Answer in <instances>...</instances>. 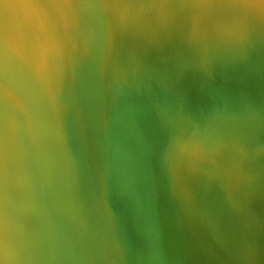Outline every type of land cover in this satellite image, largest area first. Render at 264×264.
I'll return each instance as SVG.
<instances>
[{
  "label": "rangeland",
  "instance_id": "obj_1",
  "mask_svg": "<svg viewBox=\"0 0 264 264\" xmlns=\"http://www.w3.org/2000/svg\"><path fill=\"white\" fill-rule=\"evenodd\" d=\"M163 2L172 6L165 18L137 7L126 21L151 18L141 27L153 36L150 47L138 26L124 34L125 24L116 37L117 66L103 73L95 51L102 25L92 9L81 11L89 24L69 23L65 35L63 23L55 28L69 46L64 59L53 58L46 87L8 68L23 108L0 95V121L15 129L6 151L62 166L73 187L66 206L45 190H0L19 264H264V15L244 6L259 0ZM252 20L263 32L250 29ZM85 37L88 59L67 52ZM242 129L258 177L237 207L216 176L193 177L204 196L199 205L158 199V170L169 164L173 134L215 150ZM4 154L0 144L1 161L21 157ZM0 264L11 260L3 256Z\"/></svg>",
  "mask_w": 264,
  "mask_h": 264
},
{
  "label": "clouds",
  "instance_id": "obj_2",
  "mask_svg": "<svg viewBox=\"0 0 264 264\" xmlns=\"http://www.w3.org/2000/svg\"><path fill=\"white\" fill-rule=\"evenodd\" d=\"M244 6L256 14L264 15V0H259V3L249 2ZM137 7L155 9L163 19L172 6L163 0H154L153 3L144 5H134L128 0H96L95 3H84L82 0H29L25 3H4L3 24L0 26V95L5 105L16 104L23 108L20 96L8 84L7 70L10 65H15L26 80L46 87L53 72V58H65L66 43L55 31V17L58 16L65 27L69 23L78 27L82 22L89 24L81 11L94 10L95 19L102 25L101 39L95 51L103 73L109 67L117 66L116 37L132 15L131 10ZM18 15H24L32 22L31 37L13 35L9 19ZM195 33L196 28L193 27V36ZM89 39L90 37H85L71 49H67V52L70 54L75 51L81 59H88L93 54ZM120 71L123 72L122 67ZM14 131V126L6 117L0 121V144L5 152ZM244 137L245 130L242 129L236 138L213 150L205 142L185 132L173 134L169 144V170L174 186L184 200L191 202L194 199L192 177L216 176L222 181L228 204L238 206L252 190L258 177V173L251 167L254 155L243 142ZM0 255L9 257L11 264H19L22 258L10 233L6 210L0 214ZM244 259H252L250 248H245Z\"/></svg>",
  "mask_w": 264,
  "mask_h": 264
},
{
  "label": "water",
  "instance_id": "obj_3",
  "mask_svg": "<svg viewBox=\"0 0 264 264\" xmlns=\"http://www.w3.org/2000/svg\"><path fill=\"white\" fill-rule=\"evenodd\" d=\"M87 0L84 1V3ZM29 2V0H0V26L3 24V4L4 3H25ZM134 10L132 11V17L134 14ZM236 10V9H235ZM142 13V12H141ZM237 13V10L235 11ZM144 15V13H142ZM141 14V16H142ZM145 16V15H144ZM133 18V17H132ZM56 19V27L60 28L63 26L59 19V17H55ZM136 23L133 22L134 20H131L129 22H126L125 24L131 25V27L123 28L124 29V34L128 35L131 34L132 31L135 32L134 29L137 30L138 26V32L140 38H144V40L147 41V46L150 47V45L154 42L153 36L148 38L146 37V31H142L141 27L142 22H151V18L147 17L146 20L144 21H139V17L134 18ZM256 24V25H255ZM257 20H252V24L250 25L251 30H259L263 32L261 27L257 26ZM154 25L150 26L153 28ZM9 27L13 33V35L18 36V37H24V38H29L32 36L33 32V24L32 22L28 19V17L24 15H18V16H13L9 19ZM65 27V26H64ZM61 27L60 30L61 32H65L63 35H65L67 32V28ZM157 30V26L154 28ZM64 30V31H63ZM130 31V32H129ZM58 35L59 33L56 32ZM150 33V32H147ZM151 34V33H150ZM157 34V33H156ZM66 46L67 41L64 39ZM127 43V41H126ZM128 47H130V44H127ZM132 50L137 51V46H133L131 48ZM130 49V50H131ZM143 51V50H142ZM137 55V54H136ZM135 55V57H136ZM9 69L13 70V72L18 71L15 65H10ZM53 84V83H52ZM16 154H19L21 157L14 158L12 160H7L3 159V161L0 160V190H4V193H15L19 189H28L29 191L35 192L38 190H45L47 192V196H50L51 194H54L55 196H59L61 200H63V204L66 206L67 204L71 205L72 204V192L71 188L73 187H68L71 185L69 183V176H67L68 171H66L62 166L56 167V166H51L52 164L48 163L47 161H43V159L38 158L37 156H33L30 154L26 155H21L18 151L17 152H5V157H16ZM159 169V166L157 167ZM158 175H161L160 178H163L162 180V185L157 187V190L160 191L158 196L159 198H169L173 195L177 199L178 202L182 201L187 203H190L189 201H186L182 198V196L179 193V190L174 186L172 176L169 170V164L167 163L166 165H163L159 170H158ZM193 177L191 178V180ZM69 184V185H68ZM194 183L192 182V189H193V195L194 199L191 202L196 203V205H199L201 200H203L204 196L199 193L193 185ZM161 187V190L159 189ZM50 188V189H49ZM57 194V195H56ZM5 194H0V199L1 203L5 201L6 199ZM181 197V199H180ZM4 255H0V259L3 258ZM5 257V256H4Z\"/></svg>",
  "mask_w": 264,
  "mask_h": 264
},
{
  "label": "bare ground",
  "instance_id": "obj_4",
  "mask_svg": "<svg viewBox=\"0 0 264 264\" xmlns=\"http://www.w3.org/2000/svg\"><path fill=\"white\" fill-rule=\"evenodd\" d=\"M251 213V212H250ZM124 227V226H123ZM223 230V229H222Z\"/></svg>",
  "mask_w": 264,
  "mask_h": 264
}]
</instances>
